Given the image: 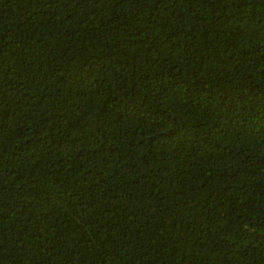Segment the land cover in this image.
<instances>
[{
  "label": "trees",
  "instance_id": "trees-1",
  "mask_svg": "<svg viewBox=\"0 0 264 264\" xmlns=\"http://www.w3.org/2000/svg\"><path fill=\"white\" fill-rule=\"evenodd\" d=\"M0 264H264V0H0Z\"/></svg>",
  "mask_w": 264,
  "mask_h": 264
}]
</instances>
